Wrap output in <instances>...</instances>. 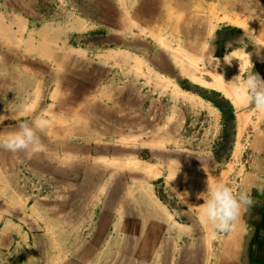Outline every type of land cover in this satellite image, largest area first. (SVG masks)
I'll list each match as a JSON object with an SVG mask.
<instances>
[{"label": "rangeland", "instance_id": "obj_1", "mask_svg": "<svg viewBox=\"0 0 264 264\" xmlns=\"http://www.w3.org/2000/svg\"><path fill=\"white\" fill-rule=\"evenodd\" d=\"M39 1L40 5L32 7V12L34 10L37 13L33 12L34 18L30 19V26L37 33V40H41L42 33L48 30L45 26L57 24L59 18L72 22V14L76 12L100 21L106 13L105 0ZM25 14H31L25 0H0V32L8 33L10 23L17 22L15 17H24ZM193 15V35L168 34L167 37L158 34L159 28H156L154 34L129 38L130 45L140 57L145 58L144 65L134 68L139 76L137 75L138 80L130 78V85L135 87L138 82L140 91L144 93L142 96L140 92V97L145 101L146 112L141 117L143 125L139 128L136 125V116L129 119V123L137 127L130 130L129 143L132 146L130 156L127 157L129 160L114 158L113 180L102 179L105 178L106 172L110 173L105 167L106 163L96 162L98 157H90L89 154L83 157L80 176L100 164L105 169L101 170V179L96 174V179L92 180L79 178L67 179L65 183L61 181L60 187L64 190L59 195L55 194L59 181L50 178L36 182L28 180L26 177H29L30 170L24 168L25 175L19 180L22 190L30 195L41 193L56 202L59 197L64 207L66 223L73 224L74 218L78 223L80 217L81 229L67 226L64 238L55 233L57 228H54L53 233L47 234L46 228L39 230L35 227L36 224L29 218L30 214H27L26 210L22 211L9 203L0 202V210L6 216L0 230L3 229L7 235H11L0 236V264H30L33 257L38 264H95L97 255L104 251L115 256V260L108 264H155L157 255L153 253L161 250V236L163 231H166L159 221L169 223L170 220L172 225L171 221L176 215L179 221L184 220L182 210L188 204L189 215L191 196L196 239L194 248L202 247L204 241V247H209L213 252L219 235L224 232L214 230L211 225L204 224L199 219V208L204 203L200 194L207 191L209 170L211 173L215 171V174L219 173V170H226L220 175L222 178L229 175L231 183L228 182L227 185L234 195L237 190L232 182L236 169H240L241 165L236 164L240 162L239 157L245 148L243 146L246 139H249L248 126L256 122V117L261 111L251 104H237L231 94L229 82L243 80L249 72L258 73L261 79H264V0H194ZM99 27L97 35H92V38L83 35L81 41L72 42L81 44L85 50H94L93 57L97 55V62L107 44L104 28ZM191 39L193 51L189 49ZM114 42H117L116 39ZM89 44L95 45L97 50L89 47ZM0 47V60L4 61H0V136H3L16 130L20 122L31 123L33 116L2 114L13 110L20 98L19 91L15 88H20L21 85L13 81H16V77H21L23 71L13 66L17 58L2 50L5 47L1 45V41ZM211 51L216 59L212 64H208L206 57ZM226 56L233 57L231 63L225 61ZM93 57L92 59L96 60ZM139 63H142L141 60ZM118 68L115 70H120ZM216 85H223L225 89ZM86 86L82 85L81 93L96 90L94 83ZM69 87L74 89L73 85H68ZM137 99L138 93L135 94V102ZM90 100L84 102L89 103ZM211 100L228 104L227 111L233 113L234 118L227 121L222 111ZM92 102L94 103L93 100L91 104ZM41 106L38 108L40 111ZM176 106L182 107L183 112L176 111ZM92 109L95 107L83 108V115L89 116L97 125V118L100 117L95 114V110V115L87 113ZM70 111L73 112L72 109ZM217 113L221 117L222 127L218 134L217 130L210 133L211 118ZM66 117L68 118V114ZM39 118L42 119L40 116ZM118 118H123L122 121L125 122V117ZM212 123L216 126L215 121ZM118 127L122 129V124ZM213 136L214 148L211 149ZM87 147L89 148V145ZM5 151L0 148V153ZM47 159L48 157L43 161L47 162ZM191 161L192 164H185ZM151 168H154V171ZM21 170L22 168L18 167L17 173ZM106 186L107 194L103 196ZM173 188L178 193L187 192L188 195L185 198L176 196V193L172 192ZM103 211L110 216L112 214L121 218L123 215L127 225L118 228L112 238L107 237L108 243L91 240L96 229L87 225L92 216L95 219L101 216ZM10 215L18 224H27L36 230L35 235L43 237L40 242L35 245H27L24 241L13 242V234H8L9 231H15L14 226L7 221L13 219ZM103 230H106V227H103ZM110 230L113 231L108 229V232H111ZM79 232L81 236L78 235ZM13 237L18 238L17 235ZM53 237L55 240L65 239L66 242H53ZM123 254L126 256L122 258ZM74 255H81L80 261H77Z\"/></svg>", "mask_w": 264, "mask_h": 264}, {"label": "crops", "instance_id": "obj_2", "mask_svg": "<svg viewBox=\"0 0 264 264\" xmlns=\"http://www.w3.org/2000/svg\"><path fill=\"white\" fill-rule=\"evenodd\" d=\"M25 2L27 7H30L31 14H25L24 17L17 15L15 17L17 22L10 23L8 33L0 32L1 45L5 47L2 50L15 55L17 60L13 66L23 71V75L16 77V81H13L21 85L20 88L17 86L15 88L19 91L20 98L13 110L2 114L19 116L23 113V115H32L33 120L39 116L46 120V127L38 134L41 142L49 150L34 156L31 160L27 159L23 152L13 153L6 150L0 153V202L9 203L22 211L26 210V213L30 214L27 216L33 220L36 228L39 230L46 228L47 234L53 233L54 228H57L55 233L64 238L67 226L81 229V218H78V223L74 218L73 224H67L64 207L59 197L56 202L41 193L30 195L29 192L22 190L19 180L22 175H25L24 168L27 167L30 170L29 177H26L28 180L36 182L50 178L59 181L55 193L59 195L64 190L60 187L61 181L65 183L67 179L79 178L92 180L96 179V174L101 179V170L105 171V169L100 164H95V168L85 172L84 176H80L79 170L82 168L83 157L89 154L90 157H93L92 155L98 157L96 162L106 163L105 167L110 173L106 172L105 178L102 179L113 180L114 158L129 160L127 157L130 156L132 146L129 143L130 130L143 125L141 117L146 112L145 101H142L140 97V92L142 96L144 93L140 91L138 82L135 83V87L130 85V78L136 79L137 75L139 76L134 68L144 65L145 58L140 57L130 45L129 38L154 34L156 28H159L158 34L163 36L193 35L194 0H117V2L105 0L106 13L100 21L75 12L72 14V22L59 18L57 24L45 26L48 30L42 33L41 40H37V33L30 26V19L34 18V13H37L34 10V13L32 12V7L40 5V1L25 0ZM99 26L104 28L107 44L97 62V55L93 57L94 50L91 48L85 50L81 44L72 42L81 41L83 35L92 38V35H97L100 30H98ZM114 39L117 42H114ZM192 41L191 39L189 48L191 51H193ZM89 45L95 48V45ZM187 50L185 49L186 52ZM93 68L95 69L92 70ZM115 68L120 70L116 71ZM124 71L127 72L124 73ZM118 79L120 80L117 81ZM92 83L96 84V90L80 92L82 85L87 87L86 85ZM68 85H73L74 89L71 90ZM136 93H138L137 102H135ZM88 99L93 100L94 103L91 104V100L85 103L84 100ZM39 105H42L41 111L38 110ZM89 107H95V109L89 110L88 115L97 114L100 117L97 118V125L90 120L89 116L83 115V108ZM175 109L183 112L182 107L176 106ZM213 115L209 127L210 133L217 130L218 134L222 127L220 126L221 117L218 113ZM119 116L125 117V122L122 121L123 118L119 119ZM132 116L137 118V127L129 123ZM213 121L216 122V126L212 123ZM120 124L122 129L121 127L118 129ZM114 127L121 133L119 134ZM248 130L249 139H246V142L244 140L245 148L239 157L240 162L236 164L241 165V168L236 169L232 184L237 187L235 195H239L242 191L248 192L252 204L246 210L242 208V215L234 229L220 234L218 244L211 252L209 247H204V241L202 247L194 248L196 239L191 196L189 215L188 204L182 210L184 220L179 221L176 215L171 221L172 225L170 220L169 223L159 221L166 231H163L161 236L163 238L161 250L153 253L157 255L155 264H264V111L259 112L256 122L251 123ZM214 139L215 136L211 139L213 144L211 149L214 148ZM85 147L86 151H84ZM47 157L48 161L45 162ZM185 164H192V161ZM18 167L22 168L20 173H17ZM154 168L151 169L154 171ZM222 171L225 173L226 170H219L216 175L215 171L211 173L209 170L207 172L209 179L214 181L219 179L225 184L231 183L229 175L222 178L220 175ZM106 191L107 186L104 188L103 196L107 194ZM2 213L0 210V226L6 217ZM10 217L14 220L7 221L14 226L15 231H9L8 234L18 237L14 239L16 237L12 236L13 242L24 241L27 245H35L40 242V238H43L39 234L35 235L36 230L27 224L25 226L18 224L13 216L10 215ZM87 225L91 229H96L91 240H96L98 243L104 241L108 243L107 237L112 238L118 232V228L127 227L123 215L121 218L112 214L110 216L105 211L95 219L92 216ZM103 227H106V230H103ZM108 229L113 231L108 232ZM74 234L75 232L72 235ZM5 235L11 236L7 235L3 229L0 230V236ZM78 235L81 236L80 232ZM43 236L45 237V233ZM52 241L66 242L65 239L55 240L54 237ZM102 253L97 255L95 264H108L115 260V256L108 255L105 251L103 255ZM124 256L126 254H123L122 258ZM74 257L80 261L81 255H74ZM30 264H38V262L34 261L33 257Z\"/></svg>", "mask_w": 264, "mask_h": 264}, {"label": "clouds", "instance_id": "obj_3", "mask_svg": "<svg viewBox=\"0 0 264 264\" xmlns=\"http://www.w3.org/2000/svg\"><path fill=\"white\" fill-rule=\"evenodd\" d=\"M215 59L213 51L209 52L206 57L207 63L212 64ZM224 59L231 63L233 57L226 56ZM218 63L217 61V65ZM229 87L231 94L238 102L251 104L257 110L264 111V79H261L258 73L249 72L243 80L236 79L229 82ZM46 125L47 121L41 118H36L31 123L20 122L16 130L0 136V148L13 153L23 152L29 160L41 153H46L47 148L38 134ZM172 192L184 198L188 195L187 192L178 193L174 188ZM200 198L204 200V203L199 208V219L220 232L232 231L242 215V208L246 210L252 204L248 192L242 191L239 195H234L231 188L219 179L212 181L208 178L207 191L201 193Z\"/></svg>", "mask_w": 264, "mask_h": 264}, {"label": "trees", "instance_id": "obj_4", "mask_svg": "<svg viewBox=\"0 0 264 264\" xmlns=\"http://www.w3.org/2000/svg\"><path fill=\"white\" fill-rule=\"evenodd\" d=\"M211 101L213 102V104L216 107H218L222 111V113H223L225 119H227V121H229L230 119L234 118V114L233 113L230 114L227 111V107L229 106L228 104H226V103H220V102H217V101H214V100H211Z\"/></svg>", "mask_w": 264, "mask_h": 264}, {"label": "bare ground", "instance_id": "obj_5", "mask_svg": "<svg viewBox=\"0 0 264 264\" xmlns=\"http://www.w3.org/2000/svg\"><path fill=\"white\" fill-rule=\"evenodd\" d=\"M192 76V75H191ZM223 84V83H222ZM216 87H218V85H216ZM218 88H224L225 89V86L223 87V85L219 86ZM237 104H238V101H237Z\"/></svg>", "mask_w": 264, "mask_h": 264}]
</instances>
